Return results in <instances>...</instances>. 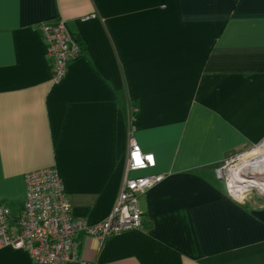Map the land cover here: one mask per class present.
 <instances>
[{"label":"crops","instance_id":"1","mask_svg":"<svg viewBox=\"0 0 264 264\" xmlns=\"http://www.w3.org/2000/svg\"><path fill=\"white\" fill-rule=\"evenodd\" d=\"M63 19L80 56L56 82L40 25ZM136 110L133 111V109ZM162 174L143 228L78 235L93 264H264V198L237 202L218 167L264 139V0H0V204L55 167L73 217H107L128 134ZM0 248V264H33Z\"/></svg>","mask_w":264,"mask_h":264},{"label":"built area","instance_id":"2","mask_svg":"<svg viewBox=\"0 0 264 264\" xmlns=\"http://www.w3.org/2000/svg\"><path fill=\"white\" fill-rule=\"evenodd\" d=\"M39 29L50 60L52 80L56 82L65 74L67 63L80 56L81 48L63 19L54 24L42 23ZM134 134V130L128 134L125 174L107 217L92 224L73 217L56 168L32 170L24 175L25 199L15 229L8 226L10 210L0 204V248L24 249L33 264H93L81 259L78 235L94 236L104 241L125 230L142 229V211L137 199L163 175L128 174L131 170L142 171L155 165L153 153L143 151ZM263 152L264 139L250 150L231 154L216 167L217 174L224 181L226 194L233 200L241 203L253 194L264 198V173L259 176L252 167L255 162H263Z\"/></svg>","mask_w":264,"mask_h":264},{"label":"bare ground","instance_id":"3","mask_svg":"<svg viewBox=\"0 0 264 264\" xmlns=\"http://www.w3.org/2000/svg\"><path fill=\"white\" fill-rule=\"evenodd\" d=\"M254 153V151L252 152ZM259 157V154H257V158ZM261 158L263 159V162H255L252 167L254 169V171L256 172V174H259V176H261L264 173V152L262 153Z\"/></svg>","mask_w":264,"mask_h":264},{"label":"trees","instance_id":"4","mask_svg":"<svg viewBox=\"0 0 264 264\" xmlns=\"http://www.w3.org/2000/svg\"><path fill=\"white\" fill-rule=\"evenodd\" d=\"M70 33H71V31H70ZM71 35L75 38V40L77 39V37H76L75 35H73L72 33H71ZM78 41H79V40H78ZM79 45H80V48H82L80 42H79Z\"/></svg>","mask_w":264,"mask_h":264},{"label":"rangeland","instance_id":"5","mask_svg":"<svg viewBox=\"0 0 264 264\" xmlns=\"http://www.w3.org/2000/svg\"><path fill=\"white\" fill-rule=\"evenodd\" d=\"M250 150V149H249Z\"/></svg>","mask_w":264,"mask_h":264}]
</instances>
